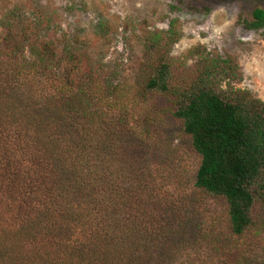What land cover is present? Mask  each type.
<instances>
[{"label":"trees","instance_id":"obj_1","mask_svg":"<svg viewBox=\"0 0 264 264\" xmlns=\"http://www.w3.org/2000/svg\"><path fill=\"white\" fill-rule=\"evenodd\" d=\"M245 26L264 29V9ZM6 28L0 264H180L202 242L206 198L225 200L233 236L264 233V102L232 86L242 80L235 57L196 46L191 66L176 63L179 22L162 31L142 21L138 95L155 103L138 131L106 86L77 83L81 58L57 12L23 0ZM177 123L199 157L191 197L162 192L152 172Z\"/></svg>","mask_w":264,"mask_h":264},{"label":"rangeland","instance_id":"obj_2","mask_svg":"<svg viewBox=\"0 0 264 264\" xmlns=\"http://www.w3.org/2000/svg\"><path fill=\"white\" fill-rule=\"evenodd\" d=\"M23 0H0V39L6 33L8 12ZM61 17L81 58L77 83L84 78L97 80L112 93V106L124 107L130 123L140 131L155 100L138 91L147 72L145 47L137 26L147 21L153 29L167 31L179 22V40L172 50L174 62L193 63L189 51L203 46L221 56L237 60L241 81L232 83L248 90L264 102V29L245 26L255 8L264 9V0H38ZM106 84V85H104ZM104 89V88H102ZM106 90V89H105ZM153 124V123H152ZM172 123L169 125L171 126ZM158 124L153 126L157 128ZM168 124H163L169 128ZM178 123L168 134L164 151L152 165L154 180L162 192L191 197L199 157L187 141L178 136ZM153 129L151 128L152 132ZM158 131V130H156ZM197 224L200 247L189 251L191 264H264V233L246 232L237 237L230 232L224 199L206 198ZM184 258V257H183ZM181 259L180 264L187 260ZM184 260V261H183Z\"/></svg>","mask_w":264,"mask_h":264}]
</instances>
